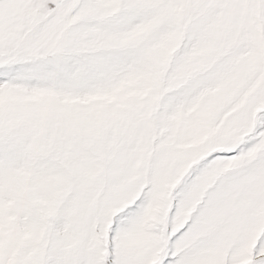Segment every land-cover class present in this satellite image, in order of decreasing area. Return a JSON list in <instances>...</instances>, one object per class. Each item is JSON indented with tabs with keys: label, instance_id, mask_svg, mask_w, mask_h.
Listing matches in <instances>:
<instances>
[{
	"label": "snow or ice",
	"instance_id": "obj_1",
	"mask_svg": "<svg viewBox=\"0 0 264 264\" xmlns=\"http://www.w3.org/2000/svg\"><path fill=\"white\" fill-rule=\"evenodd\" d=\"M0 264H264V0H0Z\"/></svg>",
	"mask_w": 264,
	"mask_h": 264
}]
</instances>
